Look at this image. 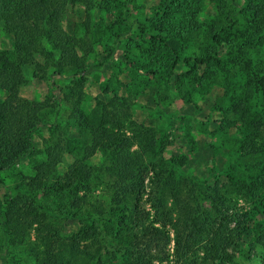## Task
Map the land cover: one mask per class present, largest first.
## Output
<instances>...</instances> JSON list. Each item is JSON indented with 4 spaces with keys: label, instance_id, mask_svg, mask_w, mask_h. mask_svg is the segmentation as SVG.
<instances>
[{
    "label": "trees",
    "instance_id": "obj_1",
    "mask_svg": "<svg viewBox=\"0 0 264 264\" xmlns=\"http://www.w3.org/2000/svg\"><path fill=\"white\" fill-rule=\"evenodd\" d=\"M74 7L85 18L67 33L63 20ZM0 29L11 39L0 50V174L19 177L0 199V249L11 264H165L170 231L174 264H237L245 236L241 257L256 254L264 264V0H0ZM98 48L122 53L136 89H161L175 77L174 92L189 104L216 86L224 118L244 126L257 114L260 128L235 144L238 158L254 163L213 186L181 175L180 159L164 160L156 128L133 120L142 92L118 95L122 63L109 61L103 94L112 98L86 111L87 67ZM32 80L54 83L59 95L22 98ZM41 125L48 136L37 149ZM68 145L72 162L60 176ZM25 158L31 176L17 173ZM95 187L104 200H94ZM242 199L251 211L236 208ZM67 221L81 229L67 232Z\"/></svg>",
    "mask_w": 264,
    "mask_h": 264
},
{
    "label": "rangeland",
    "instance_id": "obj_2",
    "mask_svg": "<svg viewBox=\"0 0 264 264\" xmlns=\"http://www.w3.org/2000/svg\"><path fill=\"white\" fill-rule=\"evenodd\" d=\"M84 18V11L81 8H69L63 20L64 30L67 33H72L74 25L82 22ZM108 28L109 25L105 27V30ZM9 49H11V39L0 29V50ZM121 56V52L117 53L116 57H110L104 55L102 48L94 50L87 67L86 111L94 107L96 99L106 102L109 98H112L113 94L111 92L108 95L103 94L107 80L112 75L109 61L122 63L123 71L119 74L122 87L119 83H115L118 95L121 98H127L129 90L142 92L137 96L136 104L133 107V120L139 124L156 128L158 144H160V141L164 142V160L169 162L173 159H180L182 164L178 165L176 169L181 175L194 178L208 186H213L217 180L223 183L227 182V177L231 175L232 168L239 170L240 167L244 168V162L254 163V160L251 159H247V161L240 160L236 155L237 147L235 144L260 128L261 118L257 114L251 115L250 120L244 126L241 125L237 117L228 116L224 118L221 110L217 108H225L224 105L219 103L223 92L216 86H212L206 91L194 93L193 103L189 104L174 92L172 84L175 77L168 86H163V89H160L159 85L153 82H146L136 89L130 86L131 79L127 75L133 65L129 66L126 61H122ZM58 83L61 84L60 81ZM58 89L59 87L50 81L32 80L20 89V96L30 101H43L48 96L54 99L56 95H59ZM4 96V93H0V100ZM242 111L246 113L245 108H242ZM226 121L234 123L235 130L228 128L220 130V127L224 126ZM105 123L109 126L112 125L110 118H107ZM39 130L40 133L34 138V146L37 149L41 148L42 137L47 138L48 136L45 125H41ZM71 162L72 156L68 145L65 153V163L59 166L58 175L63 176ZM91 162L94 166H99L101 163L100 155H96ZM18 172H22L26 176L32 175L28 159H22L17 163ZM248 173L246 174L248 175ZM0 178L2 179L0 180V199L3 200L4 197L11 195L15 185L19 182V177L13 176V173H4L0 174ZM253 179H258L256 174H254ZM68 189L70 192L74 191L72 186H68ZM93 198L94 200L105 199L100 187L94 188ZM236 203V208L240 213L249 212L253 209L252 203L243 199L238 200ZM80 229L81 227L76 221L65 222L67 232H77ZM170 239L171 242L165 250L170 255V259L165 264H174L175 261L173 258L174 241L172 231H170ZM248 239V236L244 237L236 262L237 264H260L259 257L256 254H251L248 260L241 257L249 250L247 246ZM0 264H11L4 249H0Z\"/></svg>",
    "mask_w": 264,
    "mask_h": 264
}]
</instances>
